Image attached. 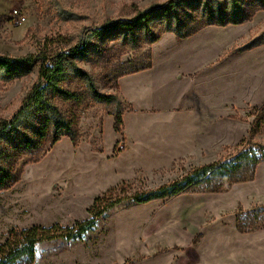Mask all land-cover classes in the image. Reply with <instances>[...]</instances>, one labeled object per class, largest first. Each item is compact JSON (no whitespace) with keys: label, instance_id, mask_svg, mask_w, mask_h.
<instances>
[{"label":"rangeland","instance_id":"rangeland-1","mask_svg":"<svg viewBox=\"0 0 264 264\" xmlns=\"http://www.w3.org/2000/svg\"><path fill=\"white\" fill-rule=\"evenodd\" d=\"M23 1V25L15 26L9 11L0 15V55L37 60L25 77L0 79V121L18 112L43 65L61 63L60 88L66 94L53 102L80 138L77 147L63 138L32 163L44 150L42 142L19 160L18 183L0 192V247L11 231L56 225L76 229L108 202L121 200L82 240L39 244L36 264H264V162L252 181L226 193L194 188L146 205L128 199L264 146V9L242 25L210 26L180 40L152 19L131 33L91 36L108 22L132 21L171 0ZM248 46L255 47L240 51ZM131 62L179 75L187 84L177 89L185 91L183 96L173 100V92L164 101L166 88L159 99L168 108H158L154 94L153 109L134 112L122 99L124 77H119L129 71L122 65ZM76 67L90 74L101 94L120 96L126 109L123 134L115 132L114 117L92 98ZM55 92L45 94L51 98ZM185 104L192 105L188 113ZM183 116L194 118L193 132L162 134L157 131L162 125L150 120ZM121 147L124 151L117 152ZM177 149L190 154L168 155Z\"/></svg>","mask_w":264,"mask_h":264},{"label":"trees","instance_id":"trees-1","mask_svg":"<svg viewBox=\"0 0 264 264\" xmlns=\"http://www.w3.org/2000/svg\"><path fill=\"white\" fill-rule=\"evenodd\" d=\"M263 9L264 0H171L163 6L155 5L140 12L132 21L108 22L103 28L94 30L91 36H110L117 32L131 33L142 24L148 25L152 19L163 22L165 33H172L178 39L184 40L210 26L242 25L250 20L257 10ZM178 12H181L180 15H175ZM148 36L155 39L153 33ZM156 41L157 39L153 43ZM254 47L248 46L240 51H250ZM36 60V56L12 58L0 55V79L10 82L25 77L30 73V67ZM122 67L129 71L120 74V78L150 70L152 64L139 67L136 62H131ZM75 73L86 81L92 98L108 108L115 119V132L123 134L126 109L120 96L101 94L90 74L77 67ZM63 79L61 63L52 67L43 65L38 82L24 98L18 112L10 120L0 121V192L18 183L20 175L16 174L15 169L19 160L31 151H37L42 147V142L44 150L32 163L43 160L65 137L70 138L75 147L79 145L80 136L76 126L53 102L56 97L66 94L60 88ZM52 88L56 92L49 98L45 93ZM122 143L124 142H120L119 145ZM124 149L121 147L117 152H123ZM263 162L264 146H260L259 150H246L229 160L195 168L175 183L155 191L136 193L128 199L136 205H146L172 199L194 188L197 193H226L236 184L252 181L257 167ZM100 202L101 200L97 199L95 204L98 206ZM120 204L121 200L108 202L102 210L93 211V218L80 224L76 229H63L56 225L51 228L34 227L29 230L11 231L6 243L0 247V264H36L39 244L61 239L82 240L95 229L105 213Z\"/></svg>","mask_w":264,"mask_h":264},{"label":"crops","instance_id":"crops-1","mask_svg":"<svg viewBox=\"0 0 264 264\" xmlns=\"http://www.w3.org/2000/svg\"><path fill=\"white\" fill-rule=\"evenodd\" d=\"M17 5H24L23 0H0V15L5 12H12ZM181 76V75H180ZM186 81V80H185ZM184 79L179 77V75H175L174 73L170 74H160V70H148L145 72L137 73L134 75H130L127 77H124L121 80V94L123 101H127L128 104H131L133 106L134 112H143L147 111L149 109H153L155 107V97L158 100L159 104H157L158 108L167 107L170 105L167 102L162 104V101L159 99V92L165 91V99L164 101H167L168 99H172V94L174 92V98L173 100L179 97L183 96V93L185 91H180L181 93H177L178 87L181 90H185L184 87L187 86L185 84ZM203 84V81H202ZM174 86V87H173ZM155 94V97H154ZM190 104H185L184 110L186 113L190 108ZM208 106V104H207ZM165 108V109H167ZM209 108V107H208ZM203 115V108L201 109ZM140 118H134L133 120H139ZM150 120L157 121L160 126L157 131H159L162 134L166 133H182V132H193V128L191 127L192 124H194V118L189 116H183V117H159V118H153ZM126 124V121H125ZM169 124H173L175 127V124L178 125H184L181 127L176 128H170L166 127ZM127 125V124H126ZM180 139V138H178ZM190 153L187 151H180L177 149L176 152L168 154L173 156H186Z\"/></svg>","mask_w":264,"mask_h":264},{"label":"built area","instance_id":"built-area-1","mask_svg":"<svg viewBox=\"0 0 264 264\" xmlns=\"http://www.w3.org/2000/svg\"><path fill=\"white\" fill-rule=\"evenodd\" d=\"M23 6L17 5L16 8L11 12L9 20L15 25L20 26L27 22L24 16H21Z\"/></svg>","mask_w":264,"mask_h":264}]
</instances>
